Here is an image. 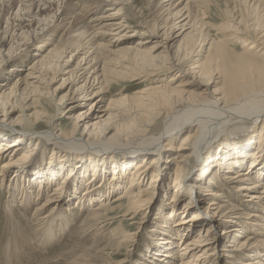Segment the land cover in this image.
<instances>
[{
  "label": "bare ground",
  "instance_id": "obj_1",
  "mask_svg": "<svg viewBox=\"0 0 264 264\" xmlns=\"http://www.w3.org/2000/svg\"><path fill=\"white\" fill-rule=\"evenodd\" d=\"M16 1H26L28 5L23 4L21 9L18 8L19 13L5 19L7 26L0 34V55L3 54L1 48L10 44L5 49L4 57L7 61L21 57L35 41L41 40L43 33L51 32L56 26L52 22H58L57 16L67 26L59 36L56 30L51 33V37L55 39L46 41V46L38 49L35 54L38 57L27 68L24 77L15 80L11 86H8L7 81L0 83V185L10 191V200L5 206L6 226L2 230L5 235L0 243V264H26L24 262L29 255L28 250L43 246L45 241L50 244L56 237L62 236L66 230L64 228H68L74 219L79 220L82 217H79L81 212L77 210L80 203L84 208L87 202L93 200V196H97L99 202L88 205L92 207H89L86 217L82 218L83 222L91 218L95 221L93 223L99 224L108 218L113 219V216L110 218V213H116L117 210L130 225L136 223V220L145 215L148 203L153 198L160 160L165 155L170 158L167 157L164 163L176 162L172 178L174 192L172 199L168 201L170 206L167 215L168 222L173 227L168 233L181 236L182 239L187 232V236L192 238L183 242L178 249L179 253L173 256L170 255L171 252L164 251L161 257H153V264H222L221 255L229 256L220 251L230 252L232 248H227L223 241L218 249V241L232 234L229 242L237 246L234 237H242L240 235L246 231L250 235H245L246 239L237 249L249 255L245 261L236 263L264 264V172L257 178L253 176L256 175L253 172L255 168L264 160L260 159V156L264 158V114L259 119L260 113L264 111L256 112V115L250 113L256 106L254 103L260 100L264 102V50L261 51L264 49V0H238L240 7L252 10L255 15L252 23L261 28L257 32L260 35L255 36L259 37V44L251 41L258 27L253 29L248 25L249 22L246 24L251 32H242L244 28L240 29L238 24L243 19L241 16L234 19L230 10L224 11L226 19L216 25L218 33L222 32L220 37L204 35L201 38L202 25H198L200 17L196 14V5L202 0H164L165 5L157 12L154 11L158 15L153 14V21L149 26H143L145 30L141 29L142 31L130 26L131 18L138 11L137 0H64L59 4L53 0H0V11L9 14ZM87 9H91L93 14L85 18ZM106 10L114 11L107 13ZM244 18L247 19V16ZM9 20L11 21L7 23ZM33 25L37 27L34 28ZM137 25L141 27L140 23ZM242 26L245 27V24ZM126 28L129 30L125 31ZM15 31L19 33L14 34ZM128 31L133 32L127 33ZM136 33L146 38H139L136 42L126 38L128 34ZM107 36L109 38L103 40ZM153 39L151 45L145 46ZM21 40H24L21 45L24 46L23 49L20 45L14 46L15 42ZM124 41L129 42L120 45ZM236 43H240V51L231 46ZM44 48L46 51L43 53ZM123 51H132L133 56L120 59ZM1 59L2 56L0 72L5 62V59ZM119 59L124 62H118ZM60 75L67 77L61 78L62 83L52 91L49 85L55 83ZM126 77L137 81L136 83L147 82L142 88L135 89L131 95L110 97L101 106L110 93V83ZM66 86L68 88L65 93L55 99L53 93L64 90ZM31 93L33 96L29 97ZM91 99L95 100L90 103V107L86 111L77 112L75 116L76 109ZM49 107H54L55 113L51 114ZM60 108L68 116L72 114V127L69 130H57L55 127L53 117ZM15 112L18 114L14 115ZM246 115L253 116L244 119V124L252 125V129L261 123L258 139L254 144L233 145L239 148H245L248 144L258 145L257 149L250 152V168L237 169L228 166L223 170L224 160L215 163V175L221 177L223 189L227 188L241 197H246L242 208H237L231 202L228 204L222 200V190L215 191L210 188L212 181L205 185L200 181L202 179L199 180V176L202 178L203 173L208 172L210 163L200 167L198 178L191 177L190 170L196 167L202 155H206L207 150H204L209 142L216 140H211L213 134L210 133L214 129V133L219 128V131H223L230 124L226 129L227 135L234 137L229 129L238 127L236 119ZM158 116L162 117L159 119L161 127L155 133L152 127ZM180 133V142L173 152L180 158L177 160L171 157L174 154L167 151L164 145L171 146V138ZM248 134L244 135L243 140L251 136ZM9 137L12 139L7 140ZM26 141L34 148L25 146ZM44 148L50 154L46 163H50L55 157L57 161H64L61 165L55 163L63 169L70 162L81 161L84 154L90 161H97L100 159L98 156L109 154V162L114 164L111 166L112 175L109 176L112 180L108 186L104 182L94 184L97 171L105 172L98 169V162H94L93 179L87 181L82 192L72 194V197L76 195V204L69 205L71 195L67 196L68 190L62 186L72 175L68 171L70 169H65L63 173L58 171L63 177L51 188L52 182L45 180L43 170H38L37 165L29 168L37 161L39 152ZM114 153H120L119 166L118 163L115 164L117 158ZM218 155L219 153L214 159ZM127 163L134 165L129 175L127 174V185L120 191V183L117 184L116 180L120 176L121 179L126 177L124 164ZM164 167L168 169L172 165L165 164ZM19 177L21 183L16 184ZM34 185L37 190L35 197H32L31 189ZM104 187L108 188V192H119L102 198L103 195L100 194ZM16 191L20 195L18 201ZM212 194L215 198L210 199L209 195ZM183 198L187 202L180 207L177 204ZM207 201L208 209L211 210L208 217L211 220L207 222L208 219H204L207 222L205 223L201 220L200 210L207 209L204 208ZM64 203L66 204L62 207ZM245 205L247 206L244 207ZM17 206L19 213L14 210ZM188 206L194 209L188 215L189 218L185 216L176 222L175 217L184 215ZM243 208H247V211H243ZM219 227L222 229L219 234L221 237L218 238L215 230ZM135 233L136 231L130 232L115 243L119 244V248L113 253L115 256L121 253L120 245L131 242V235ZM166 239L170 242L165 244L167 248L175 246L174 240L168 237ZM126 246L128 245L125 244L124 247ZM54 255H57L59 264H62L59 254ZM45 258L40 261L36 258L32 260L37 264ZM53 259L49 262L57 264L53 263ZM126 260L129 262L126 257L120 263ZM64 264L97 263L74 258Z\"/></svg>",
  "mask_w": 264,
  "mask_h": 264
},
{
  "label": "rangeland",
  "instance_id": "obj_2",
  "mask_svg": "<svg viewBox=\"0 0 264 264\" xmlns=\"http://www.w3.org/2000/svg\"><path fill=\"white\" fill-rule=\"evenodd\" d=\"M5 1H7V0H5ZM35 1H37V0H35ZM53 1H57V3L59 4L61 2L63 3L64 0H53ZM140 1H142V0L136 1L138 11L135 14V17L131 18L130 26H133V28H136L137 30H139V29L145 30L143 28V26L147 27L150 25V23L153 21V14H155V16L158 15L156 12L160 9V7L162 5H165V2H163L164 0H159L158 3H156L157 0H148V1L143 0V2H140ZM16 2L17 3L15 4L14 8L9 11V14H5V13L0 11V13L2 14V15L0 14L2 17V19L0 20V34H2L4 32V30L6 29L7 25H6L5 19L7 17H10V16L12 18L16 13H19L21 7H23V4L28 5V3L26 1H23L24 3L19 2V1H16ZM147 2H149V3H147ZM196 6H198L197 7L198 11L196 12V14H198V16L200 17V21H201V22L199 21L198 25H200V26L202 25V27H201V29H202L201 33L202 34H200L201 38L204 37V35H206L207 37H212V38H215L218 36L220 37L222 35V32L218 33V30H216L217 29L216 25H218L219 23L223 22L226 19L224 11L230 10L231 14L234 16V19L237 16H241V19H243L241 22L243 24H245V27L242 26L243 24L241 25V22L238 24V27L240 29L244 28L243 31L241 30L242 32H247V31L251 32V30L247 29V27H249V26H251L253 29L255 26H256V28L258 27V29L255 30V33L252 35L251 41H254L253 44H259L258 43L259 37L257 36L258 37L257 38L255 36H256V34H259L257 32L260 31L259 30L260 27L257 25H254L252 23V21H254L255 15H254L252 10H249V9L246 10L243 7H240L238 0H208V1L202 0L201 2H198ZM18 8H20L19 11H18ZM231 9H233V10H231ZM111 11H114V10H111ZM111 11L106 10L107 13L111 12ZM154 11H156V12H154ZM21 12H24V10H22ZM239 12H241V13L239 14ZM90 14H93V13H91V9H87L86 15L84 17L87 18L90 16ZM245 15L247 16V19L244 18V17H246ZM161 16H162V14H161ZM199 17H198V19H199ZM32 18H34V17H32ZM56 18H58V22L55 23V20H54V22H52V24L54 23V24H56V26L51 30V32H49L48 34H47V32L43 33V35H41V37H40L41 40L35 41L34 45L30 46L29 50L25 51L24 54L20 55L21 57L14 58V59H11L10 61H7L6 60L7 58L4 57V55L6 54V50L10 44L1 48V51H3V54L0 55V57L2 56V59H5V62L3 63L4 64L3 70L0 72V76L3 77V78L2 77L0 78V83L1 82L6 83V81H7L8 86H11L15 82V80L20 79L21 77L25 76V74L28 71L27 68L38 57L37 55H35L36 53H38V49L41 46H42L41 48L46 46L45 45L46 41H49V40L51 41V40L55 39V38L51 37V33L54 30H56L57 36H59V34L67 26V23H65L64 20H61V17L57 16ZM230 18L233 19V17H231V16H230ZM10 21L11 20H9L7 23H9ZM160 22H161V20H160ZM137 23H140L142 28L138 25L136 26ZM246 23L247 24L249 23L248 24L249 26ZM33 27L35 28V27H37V25H33ZM127 30H129V29L126 28L125 31H127ZM175 31H177V30H175ZM132 32L133 31H128L127 33H132ZM16 33L18 34L19 32L15 31L14 34H16ZM143 36L144 35H142V34L136 33L135 35L128 34L126 38H129L130 40L133 39L132 42H136V41H138L139 38H146ZM18 38H20V37H18ZM107 38H109V36L104 37L103 40H105V39L107 40ZM156 38L159 40L158 37H156ZM30 41H31V39H30ZM23 42H24V40H21L19 42H15L14 46H19V45L21 46V45H23ZM128 42L129 41H124L120 45L127 44ZM152 42H154V39L152 41H148V43L145 46L151 45ZM231 46L234 47V49L237 51H240L242 49L240 46V43H236L235 45H231ZM23 47L24 46H21V49H23ZM16 48H18V47H16ZM263 50L264 49H262L261 51H263ZM45 51L46 50L44 48L43 53ZM129 52L123 51L121 53L122 55L120 56V59H122V58L128 59L129 57H132L133 52L132 51H129ZM125 53H127V55H125ZM25 55H26V57H25ZM111 57H113V56H111ZM26 59H29V61H26ZM120 59L117 61L118 62L119 61L124 62ZM65 77H67V76L66 75L58 76L56 78V82L53 83L52 85H49L50 89H51V87H52V89H51L52 91L57 89L59 87L58 84L62 83L63 79H61V78H65ZM127 78L128 77H126V79L121 78L116 82L112 81L110 83V91H109L110 93L105 98V100H104L105 102L101 103V106L105 105L107 102V99H109L110 97L119 98L120 96H123L124 94L128 95V96L131 95L135 89L142 88L143 86H145V84L147 82V81H145V82L143 81L144 83L143 82L136 83L137 81H131L132 79H130V78L127 79ZM57 85H58V87H57ZM67 88H68V86H66V88L60 92H58V91L56 93L54 92L53 93V96H55L54 98L58 99L61 95H63L65 93L64 91ZM44 91H45V88H44ZM32 94L33 93H31L29 95V97L33 96ZM29 97L25 101H27L29 99ZM94 100L93 99L88 100L84 105L79 106L76 109V112L74 111L75 116L77 115V112H79L81 110L86 111L90 107V103ZM44 104L48 107L46 102H44ZM254 104L256 106H254V108H252V110H250V113L252 115H256V112L264 111V102L262 100L254 103ZM64 106L65 105H63V107ZM49 110H50L49 112L51 114L55 113L54 107H49ZM62 111H63V108L62 109L60 108L59 112L56 113V116L54 115V117H53V120H55V122H54V124L56 125L55 127L57 130L58 129L69 130L72 127V120H71L72 114H70L68 116V114H65V112L63 113ZM16 114H18V112L14 113V115H16ZM262 114H264V113H262V112L260 113L259 119L261 118ZM252 115L251 116L246 115V116H242L240 119H236L237 120L236 122H238V123H236L238 125V127H232L229 129V133H231V134L234 133V135H235L234 137H233V135L232 136L227 135L228 131H226V129L230 126V124H227L226 127H224L223 131H219L221 129V128H219L214 133V130H215L214 129L210 133V134H213V136L211 137V140L213 138H216V140L209 142L208 146L204 150V151L207 150L206 155L205 154L202 155L201 158L196 163V167H194L190 170L191 171V173H190L191 177L193 176L195 178H198V175L200 172V167L204 164L210 163V166L207 169L208 172L207 173L204 172L203 173L204 175L202 176V178H200V176H199V180L202 179L200 181L201 182L203 181L205 185H207V183L209 181H212L213 185H210V188L212 187L215 191L216 190H218V191L222 190V192H224L222 194V196H224V197H222V200H225L226 203H228V204L232 203L231 205H233V206L235 205V207H237V208H242L241 205H242V203H245L244 199L246 197H241L238 194H236L235 192H232L231 190H229L227 188L223 189L221 177L215 175L216 174L215 163L218 160H220V161L224 160L225 164H224L223 170L226 169V167H228V166H234L237 169L250 168V163H249V159H251L250 152L253 151L255 148L257 149L258 145L255 146V145H249V144H254L255 141H257L258 136H259V132L261 130V123L258 124V126L256 128H253L254 130L252 129V125L244 124L246 122V120H244V119L245 118L250 119L251 117H253ZM157 118L158 119H156V123L153 125L154 128L152 127V131H154L155 133L158 132L160 130V127H161V120H159V119L160 118L162 119V117L160 116V118H159V116H158ZM0 134H1V131H0ZM236 134H239V135H236ZM247 134L251 135V136H248L245 140H243L244 135H247ZM181 135H182V133H180V135H178V136L172 137L171 138V146H170V144H165L164 148L167 151H170V152H172V154H174L173 153V152H175L174 147L179 144ZM11 139L12 138L9 137L7 140H11ZM225 139H227V140H225ZM247 140H248V142H246ZM228 141H230L231 143H229ZM238 141H241V142H238ZM233 143L242 144V145H244L245 143H249V144L245 148H243V147L239 148L237 146L235 147V144L233 145ZM28 145L31 146L30 142L26 141L25 146H28ZM33 148H34V146L32 145L31 149H33ZM217 153H219V155H221V156L219 157V155H218V157L214 159V157L217 155ZM108 155L109 154H104V155L98 156V157H100L99 160L90 161L88 159L89 157H86L87 155L84 154L81 161L70 162V163H68L67 161L65 162V163H68V165H69L65 169H70L68 171L72 172L71 177H69L66 180L64 179L65 183H63V186H62L63 188L68 190V193L66 195L67 196L71 195L70 197L72 199H70V201L68 202L69 205H71V204L75 205L76 204V201H75L76 195L72 197V194L74 195V193L79 194L80 192H82L84 187L87 184V181L90 179H93L92 174L95 173V170L92 168V165H94V162H98V169H103V170H105V172L98 170L95 177H94L93 183L97 184L99 182H102V183L104 182V185H106V186L109 185V183L112 180V177H109L112 175L111 166H113L114 164L109 162L110 161V158H109L110 155L109 156ZM114 155L117 158V160L115 161V164L118 163L117 165L119 166L120 165L119 162L121 163V161L119 160V159H121L120 153H114ZM208 155H210V156H208ZM38 156H39V158H37V161L34 164H32V166H30L29 168H32L34 165H37L38 170H43V172L45 174V180L52 182L51 183L52 187L51 186L50 187L53 188L58 183V181L63 177V174H60V173H63L65 170V169L59 167L58 165H56L55 163H58L61 165V163L63 164L64 161H57L56 158L54 157L50 161V163H46L47 158L50 156V154H49V151L45 150V148L42 152H39ZM106 156H108V157H106ZM167 157H168V159L170 158V156L165 155L160 160L161 166L159 167V171H158L159 176L157 177V182L155 183V187H156L155 193L153 194V198L148 203V209H147V211H145V215L140 217L139 220H136L137 221L136 223L130 225L129 224L130 222L128 220H126L125 218L121 217L122 213L118 212L116 209H115L116 213H114V212L110 213V215H111L110 218L113 216V219L108 218L109 220L107 219V221L105 220L103 222H99V224H97V222L93 223L95 221H93L91 218H89L88 220L83 222L82 218L86 217L87 213H89L90 208L92 207V206H88V205H90L92 203H98L99 202L98 201L99 198L97 196H93L92 199L94 201L92 200V201L87 202L85 204L84 208H83L81 203H80V208L77 207V210L79 209V211L81 212V214H79V217L82 216L79 220H78V218H76L77 221H75L76 219H74V221H72V224L68 228H64V229H66L64 234L62 236L56 237V239L53 240L52 242H50V244H46L47 241H45L44 242L45 244L43 243L44 244L43 246L30 248L28 250L29 255H27V257L25 259L26 262H24V263L36 264V262H34V260H32V259H34V258L37 259L40 256L39 257L40 259L39 258L37 259L38 261L42 260V258L47 257V258H45V260H47V262L44 260V261L38 262L37 264H51V262H49V260H51L53 258H54L53 263L59 264V259L57 258V255H54L57 253V254H59V258L63 260L62 264L66 263L67 261H70L74 258L83 259L86 262H88V261L93 262V263L95 262L97 264H144L145 262H146V264L147 263L153 264L152 258L153 257H155V258L161 257V255L164 254V251H168L169 253L171 252L170 255H172V256L175 255L177 252L179 253V250H178L179 247L183 244V242H186L187 239H189L190 237L192 238V236H190V235L187 236V232H185V233L183 232L184 234H183L182 239H181L180 238L181 236H176V235H173L172 233H168L169 229H171L173 227V225L169 224V222H168L169 219H167V215L169 214V206H170V205H168L169 204L168 201L170 199H172V195L174 192V188L172 187V183H173L172 178H173V171H174L176 162L173 164L170 161L167 163H164L165 159ZM171 157H173L177 160H180V158H178L177 154L171 155ZM209 157H212V158H209ZM29 158H31V157H29ZM244 159H247V160L244 162L243 161ZM260 159H264V158L260 156ZM233 162H235V163L237 162L238 164L233 165L234 164ZM30 163H32V162H30ZM127 164L126 165L124 164V168H126V173L123 170V174L125 173L126 177L121 179V176H120V178L118 180H116V181H118L117 184L120 183L118 185V186H120V187H118V190L120 189V191L123 190V188L127 185V182H128L127 174L129 175V172L131 171V168L134 165L131 163H129L128 165ZM165 164H171L172 167L165 169V167H164ZM77 165H82V167H78ZM58 171H60V173H58ZM171 172H172V174H171ZM253 172L256 173V175L255 174L253 175L254 178L259 177V174L264 172V160L258 167L255 168V170ZM54 177H56V179H53ZM74 177L76 179H74ZM32 178H34V177H30L28 179H32ZM20 180H21V177L18 178V181L16 182V184H18V183L20 184L21 183ZM22 180L25 181L26 179L22 178ZM252 181H255V180H251V182ZM148 182H149V179H148ZM217 185L220 186L221 188L217 187ZM1 186L2 185H0V243L3 241V238H4L3 235H5L3 233L4 227L6 226V223H5V221H6L5 220L6 207L5 206H7L8 202L10 200V191H7L4 188V185L2 187ZM31 190H32V197H35V191L37 190L36 185H34L33 189H31ZM112 190H114V189H112ZM118 192L119 191H115V190L113 191V193L108 192V188L105 189V187H104L102 189V192L100 195H103L102 198L105 196L110 197V196L116 195ZM17 193L18 192L16 191V196H18ZM214 193H216V192H214ZM19 196L16 197L17 201L20 200ZM194 197H195V195L192 198H194ZM209 197H210V199L215 198L214 194L209 195ZM240 199L243 201L241 202ZM68 200H69V198H68ZM181 200L182 201H180V203H178L177 205H179L180 207H183V206H181V204L187 202V199L185 200V198H183ZM208 202L209 201H207L206 204L204 205V208L207 207V209L205 208L204 211L200 210L201 220L204 221V219H208L207 222L211 220L208 217L209 212L211 211L210 209H208V206H207ZM65 204L66 203H64L62 205V207ZM189 204H191V203H189ZM246 206L247 205H245L244 207H246ZM246 209L247 208H243V211H245ZM14 210L16 211V213H19L18 206L15 207ZM252 210H253V208L250 209V211H252ZM193 211H194V209H191L188 206L185 214L176 216L175 221L176 222L181 221L182 218H185V216H188ZM156 216H158V217L156 218ZM188 218H189V216H188ZM159 221H164V222H162V223H164V225H162V223H160ZM204 222L207 223L206 221H204ZM222 227H224V226L222 225ZM222 227H219L215 230L216 235H218V238H219V236L221 237V235H219V234H221ZM133 231H136V233L134 235H131L133 237L131 239L132 241L121 244L120 245L121 246L120 247L121 253L119 255L115 256L114 255L115 251H117V249L119 248L118 247L119 244H115V243L117 241L119 242V240H122L124 238V236L128 235L130 232H133ZM248 234L250 235V233L248 231H246L245 234L243 233L242 235H240L242 237H239V236L234 237L233 240H236L235 243L237 244V246H235L234 243L229 242V240L232 239L231 238L232 234L230 235V237H228L226 239L222 237V239H220L218 241V249L221 248L220 246L222 245L223 241H224V244L226 243L227 248H230V249L232 248L231 250H229L230 252L220 251L221 253H227L229 256V257H227V256L221 255L222 264H240V263H236V262L245 261L248 258L249 254L245 255L244 252L241 253L242 251L237 249L239 247L238 245L241 244V242L246 239V236ZM251 236H253V234H251ZM167 237L174 240L175 246H173L171 248L166 247L167 245H165V244L170 243V242L166 241ZM125 244L128 246L124 247ZM28 257L31 258V261H29ZM126 257H128L129 262H127V260H126V262L120 263L122 261V259L126 258ZM55 258H57V259H55ZM262 258H264V257H262Z\"/></svg>",
  "mask_w": 264,
  "mask_h": 264
}]
</instances>
